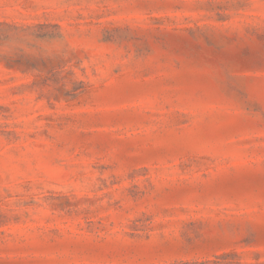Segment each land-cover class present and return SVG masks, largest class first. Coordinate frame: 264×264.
<instances>
[{"label":"rangeland","instance_id":"obj_1","mask_svg":"<svg viewBox=\"0 0 264 264\" xmlns=\"http://www.w3.org/2000/svg\"><path fill=\"white\" fill-rule=\"evenodd\" d=\"M0 264H264V0H0Z\"/></svg>","mask_w":264,"mask_h":264}]
</instances>
